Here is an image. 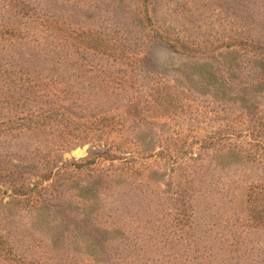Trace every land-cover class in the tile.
Here are the masks:
<instances>
[{"label":"rangeland","instance_id":"obj_1","mask_svg":"<svg viewBox=\"0 0 264 264\" xmlns=\"http://www.w3.org/2000/svg\"><path fill=\"white\" fill-rule=\"evenodd\" d=\"M0 264H264V0H0Z\"/></svg>","mask_w":264,"mask_h":264},{"label":"trees","instance_id":"obj_2","mask_svg":"<svg viewBox=\"0 0 264 264\" xmlns=\"http://www.w3.org/2000/svg\"><path fill=\"white\" fill-rule=\"evenodd\" d=\"M43 176V175H42ZM44 177H46V176H44ZM44 179V178H43ZM12 187V193H13V197L14 198H16L18 195H23L24 193H23V190H17L15 187L13 188V186H11Z\"/></svg>","mask_w":264,"mask_h":264}]
</instances>
